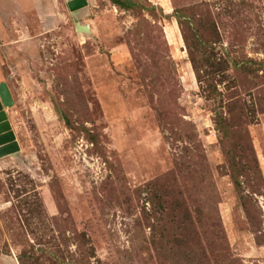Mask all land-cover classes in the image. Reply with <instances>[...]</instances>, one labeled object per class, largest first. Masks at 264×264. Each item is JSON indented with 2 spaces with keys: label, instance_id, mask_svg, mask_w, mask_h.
Here are the masks:
<instances>
[{
  "label": "rangeland",
  "instance_id": "1",
  "mask_svg": "<svg viewBox=\"0 0 264 264\" xmlns=\"http://www.w3.org/2000/svg\"><path fill=\"white\" fill-rule=\"evenodd\" d=\"M87 1L0 38V264H264V0Z\"/></svg>",
  "mask_w": 264,
  "mask_h": 264
},
{
  "label": "crops",
  "instance_id": "2",
  "mask_svg": "<svg viewBox=\"0 0 264 264\" xmlns=\"http://www.w3.org/2000/svg\"><path fill=\"white\" fill-rule=\"evenodd\" d=\"M49 1L51 0H0V38L8 43V27H19L23 21L27 24L31 19L38 23V15L44 19L46 3L50 4Z\"/></svg>",
  "mask_w": 264,
  "mask_h": 264
},
{
  "label": "water",
  "instance_id": "3",
  "mask_svg": "<svg viewBox=\"0 0 264 264\" xmlns=\"http://www.w3.org/2000/svg\"><path fill=\"white\" fill-rule=\"evenodd\" d=\"M69 7L72 11L78 10L87 6V0H68ZM78 31L90 32L88 26L77 24ZM12 105L10 92L5 84L0 85V155L5 156L16 152L19 147L18 143L14 140L15 135L10 131V123L7 120L5 108ZM3 145V146H1Z\"/></svg>",
  "mask_w": 264,
  "mask_h": 264
},
{
  "label": "bare ground",
  "instance_id": "4",
  "mask_svg": "<svg viewBox=\"0 0 264 264\" xmlns=\"http://www.w3.org/2000/svg\"><path fill=\"white\" fill-rule=\"evenodd\" d=\"M82 26H85L86 24H81ZM86 26H88L89 27V29H90V31H91V27H90V25H86Z\"/></svg>",
  "mask_w": 264,
  "mask_h": 264
}]
</instances>
